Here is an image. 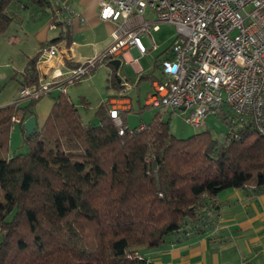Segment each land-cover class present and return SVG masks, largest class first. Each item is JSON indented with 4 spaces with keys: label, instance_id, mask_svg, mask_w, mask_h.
Masks as SVG:
<instances>
[{
    "label": "trees",
    "instance_id": "16d2710c",
    "mask_svg": "<svg viewBox=\"0 0 264 264\" xmlns=\"http://www.w3.org/2000/svg\"><path fill=\"white\" fill-rule=\"evenodd\" d=\"M33 6L51 7L61 28L46 44L72 42L71 25L58 20L51 0H0V35L19 9ZM46 44L28 59L20 86L38 81ZM113 85L127 90L118 79ZM65 88L48 92L44 124L30 136L23 130L26 150H10L14 117L36 115L45 94L0 105V264H152L138 247L203 232L222 190L264 187V135L250 117L225 108L217 113L224 132L179 137L160 111L131 126L130 108L116 121L113 96L86 119Z\"/></svg>",
    "mask_w": 264,
    "mask_h": 264
},
{
    "label": "built area",
    "instance_id": "2783aa9c",
    "mask_svg": "<svg viewBox=\"0 0 264 264\" xmlns=\"http://www.w3.org/2000/svg\"><path fill=\"white\" fill-rule=\"evenodd\" d=\"M63 8L68 16L60 8L54 15L70 23L78 14L68 4ZM99 14L116 24L111 44L74 66L67 65L70 57L61 40L46 44L37 61L39 79L24 86L20 100L76 82L108 56L117 58L129 49L147 54L158 47L151 31L169 23L177 35L160 60L161 76L154 80L147 104L182 111L194 126L206 125L209 115L229 108L252 118L264 135V0H100ZM50 28H56L54 20ZM129 62L142 71L134 59ZM110 115L120 122L118 106L110 108ZM14 120L20 122L21 116Z\"/></svg>",
    "mask_w": 264,
    "mask_h": 264
},
{
    "label": "crops",
    "instance_id": "0c3cea01",
    "mask_svg": "<svg viewBox=\"0 0 264 264\" xmlns=\"http://www.w3.org/2000/svg\"><path fill=\"white\" fill-rule=\"evenodd\" d=\"M57 1V0H56ZM100 0H71L62 4L71 6L78 15L72 16L70 25L72 42L62 39V45L68 49L67 65L74 66L84 57H91L98 50L103 51L113 40L116 28L114 21L103 19L99 14ZM66 16L68 12L65 11ZM81 18H84L82 22ZM41 37V40L57 37ZM44 42L41 41V46ZM90 47L89 50L86 49ZM97 47V49H96ZM90 53H87V52ZM139 54L135 49L123 51L117 58L129 62ZM140 66V65H139ZM160 67V62L159 65ZM139 79L144 78L147 71L142 68ZM152 81V84L154 83ZM121 82L123 83L122 79ZM123 83L126 92L119 88L110 99L111 108L118 106L120 111L132 108L133 100L129 96V86L133 82ZM128 83V84H127ZM58 89L53 90L56 92ZM19 92V89H18ZM19 95H12L0 101V105L14 102ZM106 98L102 101H106ZM101 102V103H102ZM53 105L50 94L43 95L35 105L38 126L46 121ZM141 108V107H140ZM15 123L11 132V152L22 148L24 139L23 122ZM25 148V147H23ZM219 209L212 223L201 233L173 234L157 247L137 248L152 264H264V187L245 186L222 190L217 197Z\"/></svg>",
    "mask_w": 264,
    "mask_h": 264
},
{
    "label": "rangeland",
    "instance_id": "374dc122",
    "mask_svg": "<svg viewBox=\"0 0 264 264\" xmlns=\"http://www.w3.org/2000/svg\"><path fill=\"white\" fill-rule=\"evenodd\" d=\"M66 1L70 2L71 0H51L53 11L56 8H60L61 12L66 11V8H63L65 4H62ZM30 14L34 15V17H31ZM52 20L51 7H45L44 11H41L40 7L37 6H33L27 11L19 9L7 32L0 35V101L17 94L19 95L18 99H20L21 90L24 86H20L19 82L23 77L27 61L40 50L41 41L44 44L48 41V39L44 40V38L41 40V37H44L45 34L47 35L46 37H53L61 30L59 25H56L55 29L50 28ZM151 35L158 47L149 50L145 55L133 57L137 65L144 68L151 77L139 79L142 73H138L135 65L131 62L122 60L121 66L115 69L107 60L106 62H100L79 81L66 84V92H68L73 101L80 105L85 118L95 119L93 117L95 108L101 104L106 96L108 98V94L115 93L119 89L113 85L114 79L119 77L125 84L126 82L124 81L126 80L133 82L131 86L128 85L130 87L128 94L132 98L135 107L133 111L128 113L131 126L141 120L147 121L151 119L154 113L160 111L162 118L170 119V131L179 137H187L204 128H209L219 133L224 132L228 125L221 115H209L206 125L194 126L185 121L186 113L182 111L170 112L169 110H163L161 107L147 104V96L153 89L152 79L161 76V69L158 66L159 62L166 56V51L170 49L176 38L177 30L172 24L160 23V28L151 31ZM142 38L146 46L150 48L151 42L148 36L143 35ZM89 48L87 47L86 49L89 50ZM87 53L90 52L88 51ZM85 59L87 57L82 60ZM116 74L118 75L117 77ZM23 149L26 150L23 147L18 150Z\"/></svg>",
    "mask_w": 264,
    "mask_h": 264
},
{
    "label": "water",
    "instance_id": "95a60500",
    "mask_svg": "<svg viewBox=\"0 0 264 264\" xmlns=\"http://www.w3.org/2000/svg\"><path fill=\"white\" fill-rule=\"evenodd\" d=\"M110 63L115 67V69H118L121 66V59L120 58H113L110 60ZM118 75L116 74V77ZM118 81H121V78L118 77ZM22 120V117H21ZM20 120V121H21ZM23 127L26 131V136H30L31 134L35 133L38 129V119L36 115H32L28 117L24 122H23Z\"/></svg>",
    "mask_w": 264,
    "mask_h": 264
}]
</instances>
